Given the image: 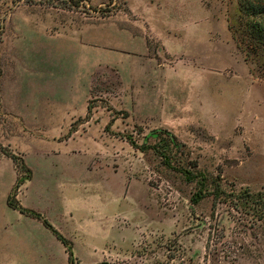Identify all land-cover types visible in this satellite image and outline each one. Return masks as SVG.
<instances>
[{
	"label": "rangeland",
	"instance_id": "374dc122",
	"mask_svg": "<svg viewBox=\"0 0 264 264\" xmlns=\"http://www.w3.org/2000/svg\"><path fill=\"white\" fill-rule=\"evenodd\" d=\"M237 7L0 0V264H264V63Z\"/></svg>",
	"mask_w": 264,
	"mask_h": 264
},
{
	"label": "trees",
	"instance_id": "16d2710c",
	"mask_svg": "<svg viewBox=\"0 0 264 264\" xmlns=\"http://www.w3.org/2000/svg\"><path fill=\"white\" fill-rule=\"evenodd\" d=\"M237 10L238 15L236 17V21L231 24L234 35L238 38L239 42L244 45V47H242L245 48V50L251 56L258 57L260 60H262V63H264V0H238ZM175 139L178 140L176 136ZM130 140L131 142H133V144H136L133 139ZM6 154L14 159V161L19 166V171L25 170L26 172H28V174L24 173V175L18 177L16 186L14 187V191H17V189L24 182H26V180L31 179V169L27 167L26 163L22 159L20 162L18 160L20 159V157L15 153L6 152ZM164 158L165 162L170 165L171 163L168 160V155L165 154ZM180 170L187 180L197 182L199 188L198 191L193 195L192 200L194 203H199L209 193L208 187L206 186V176L202 173H195L193 170L184 167ZM13 196H16L15 192H13ZM13 199L11 197L8 199L9 205L13 208L18 209L23 213H31L38 218L43 217L40 212L28 209L21 205V203L17 201L16 197H13ZM43 222L47 228L51 229L54 234L69 247V241L67 240V238L64 237V235L60 233L47 218L43 217ZM69 250L70 258L72 259L73 251L71 246L69 247ZM99 264L109 263L102 262Z\"/></svg>",
	"mask_w": 264,
	"mask_h": 264
}]
</instances>
